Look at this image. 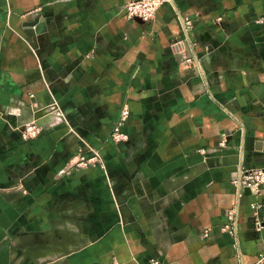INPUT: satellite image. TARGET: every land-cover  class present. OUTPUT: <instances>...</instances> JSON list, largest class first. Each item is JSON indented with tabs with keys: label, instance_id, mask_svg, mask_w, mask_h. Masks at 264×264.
<instances>
[{
	"label": "crops",
	"instance_id": "0c3cea01",
	"mask_svg": "<svg viewBox=\"0 0 264 264\" xmlns=\"http://www.w3.org/2000/svg\"><path fill=\"white\" fill-rule=\"evenodd\" d=\"M126 1L0 0V264H264V0Z\"/></svg>",
	"mask_w": 264,
	"mask_h": 264
},
{
	"label": "built area",
	"instance_id": "2783aa9c",
	"mask_svg": "<svg viewBox=\"0 0 264 264\" xmlns=\"http://www.w3.org/2000/svg\"><path fill=\"white\" fill-rule=\"evenodd\" d=\"M171 0H127L122 4V8L127 17H137L143 21L152 20L160 7L170 4ZM187 60H190L187 57ZM26 108H30L31 115L22 123L14 126L20 132L22 139L31 140L39 136L46 128L53 127L58 124H68L61 107L53 96L51 101L46 106L32 107L27 105ZM129 115V108L123 106L120 109L118 118L113 126L111 132V138L115 142H124L127 140V134L123 131L124 124ZM71 131H73L71 129ZM76 166L94 167L100 166L105 170L103 159L97 151H93L91 155L86 156L79 152L76 155ZM72 166V165H71ZM70 166V167H71ZM240 187L248 189L253 193L260 192L261 186L264 184V167L263 168H247L240 172L238 180L234 181ZM255 208L256 205L252 204ZM234 210L230 209L227 214V223L224 225V229L228 231L232 230L234 224Z\"/></svg>",
	"mask_w": 264,
	"mask_h": 264
},
{
	"label": "water",
	"instance_id": "95a60500",
	"mask_svg": "<svg viewBox=\"0 0 264 264\" xmlns=\"http://www.w3.org/2000/svg\"><path fill=\"white\" fill-rule=\"evenodd\" d=\"M145 245H146V247L150 250V252L151 253H153V250H152V248L148 245V244H146V242L144 243ZM154 254V253H153Z\"/></svg>",
	"mask_w": 264,
	"mask_h": 264
}]
</instances>
